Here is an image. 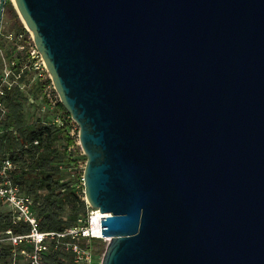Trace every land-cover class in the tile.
Masks as SVG:
<instances>
[{"label":"water","instance_id":"95a60500","mask_svg":"<svg viewBox=\"0 0 264 264\" xmlns=\"http://www.w3.org/2000/svg\"><path fill=\"white\" fill-rule=\"evenodd\" d=\"M13 3L79 126L101 264H264V0Z\"/></svg>","mask_w":264,"mask_h":264},{"label":"trees","instance_id":"16d2710c","mask_svg":"<svg viewBox=\"0 0 264 264\" xmlns=\"http://www.w3.org/2000/svg\"><path fill=\"white\" fill-rule=\"evenodd\" d=\"M7 5L18 16L11 1ZM21 29L25 31L22 25ZM14 68L15 74H20V79L10 86L4 85L0 92V103L3 105V110L0 108V127L3 129L0 153L13 161V179L33 199V210L40 229L45 232H63L74 226L79 218H87L88 207L76 191V180L72 176L74 171L69 166H60L66 161H76L72 157L79 153L78 150L70 149L77 145L71 126L68 125L72 117L61 101H57L54 109L64 118L62 125L40 118L27 121L24 112L27 94L20 88L25 78L20 72L21 66ZM11 80L14 81V78L11 77ZM50 81L49 78L45 83L35 82L29 93L39 98ZM7 229L21 234L30 232L28 224L13 223L12 211L0 202V233L4 234ZM91 239L100 240L96 237ZM64 241L49 239L48 249L42 252L43 261L48 264H76L73 253L66 249ZM17 258L31 264L23 255H14L12 245L0 241V264H7L9 260Z\"/></svg>","mask_w":264,"mask_h":264},{"label":"rangeland","instance_id":"374dc122","mask_svg":"<svg viewBox=\"0 0 264 264\" xmlns=\"http://www.w3.org/2000/svg\"><path fill=\"white\" fill-rule=\"evenodd\" d=\"M9 1H11L18 16H15V13L7 5ZM13 2L14 0H7L0 30V91L4 85L10 86L13 82L20 79V74H15L16 69L14 66H21L20 72L25 78L26 84L22 83L20 88L27 94V99L24 100V112L27 121L40 118L54 124L62 125L64 118L54 109L56 102L60 101V97L52 80L48 82L43 94L39 98H36L32 93H29L35 82L45 83L50 78V75L47 71L46 65L42 63V60L32 56L31 51L35 46L32 33L27 29L25 23L20 18ZM21 25L25 31L21 29ZM11 77L14 78V81L11 80ZM68 125L71 126V133L76 138L77 144L76 146H71L70 149L78 150L79 153H75L72 157L76 161H66L65 163H61L60 166H69V169L74 171L72 176L76 180V191L79 197L87 204L83 181L87 156L80 145L79 126L77 122L73 119L68 120ZM89 216L90 208L87 207V219ZM2 236L3 234L0 233V238ZM96 238H99L100 240L93 241L90 239L86 241L85 244L89 245L94 253L95 261L93 264H100L109 242V238L103 236ZM7 264H27V262L22 258H17L9 260Z\"/></svg>","mask_w":264,"mask_h":264},{"label":"built area","instance_id":"2783aa9c","mask_svg":"<svg viewBox=\"0 0 264 264\" xmlns=\"http://www.w3.org/2000/svg\"><path fill=\"white\" fill-rule=\"evenodd\" d=\"M31 54L33 57L42 60L45 65L36 45L32 49ZM0 108L3 110L1 103ZM2 133L3 129L0 127V142ZM14 169L13 161L8 156H3L0 153V202L3 205H7L12 211L13 223L22 222L28 224L30 232L21 234L15 233L12 229H7L0 241L12 245V253L14 255H23L29 259L31 264H48L43 261L42 252L48 249L49 239H65L63 244L67 250L73 253L76 264H93L95 261L94 253L85 242L93 237H99L93 228V217L99 209L92 208L87 202L88 208H90L88 219L79 218L74 226L63 232L42 231L33 210V199L21 190L20 184L11 175ZM28 246L31 247L29 248Z\"/></svg>","mask_w":264,"mask_h":264},{"label":"bare ground","instance_id":"6f19581e","mask_svg":"<svg viewBox=\"0 0 264 264\" xmlns=\"http://www.w3.org/2000/svg\"><path fill=\"white\" fill-rule=\"evenodd\" d=\"M102 216H104V214L98 210L97 214H95L93 217V228L96 231L97 236H102V233H101V217Z\"/></svg>","mask_w":264,"mask_h":264}]
</instances>
